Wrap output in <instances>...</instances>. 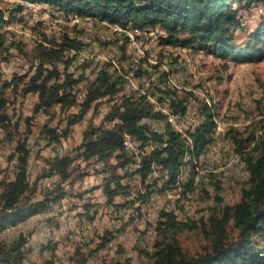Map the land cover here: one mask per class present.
<instances>
[{
    "label": "rangeland",
    "instance_id": "1",
    "mask_svg": "<svg viewBox=\"0 0 264 264\" xmlns=\"http://www.w3.org/2000/svg\"><path fill=\"white\" fill-rule=\"evenodd\" d=\"M17 3L21 2L0 0V11L5 14V19H8L1 27L2 31L6 30L7 39L6 43L0 46V86L5 81L12 82V85L5 88L3 94L6 99L5 112L9 118L4 122L5 125L0 124V194L3 182L15 175L16 160L10 159V156L15 152L19 142L27 140L30 147L29 173L33 180L44 171V168L47 167V160L56 153L78 155L84 139V131L89 127L108 125L106 127L112 128L115 126L114 121L107 118V115L111 112V107L113 108L114 104L118 106L121 101L112 103L108 108L109 113L100 108L101 102H96L97 105L88 108L81 120L70 124L69 121L82 107V93L79 94L80 101L71 107L55 104L48 111L36 110L38 93H25L24 87L39 65V56L42 53L41 45L50 47L63 41L70 44L71 39L81 40L86 47L81 55L83 56L90 54L92 44H97V53L106 54L107 50L129 43L124 34L116 32L110 26L96 19L83 17L79 19V22H72L71 17L56 15L45 8L27 10L21 3L23 8L19 10L16 8ZM242 3L236 2L233 5L239 7L240 14V25L231 28V31L235 33L232 43L236 44L237 52L245 49L248 42L253 41L252 33L264 20V1L254 2L253 7L262 4L259 6V11L243 9L242 6L245 2ZM111 38L114 39L112 43ZM138 44L145 47L147 58L151 57L156 60L153 65H166L168 70H163L165 71L164 77L170 74L181 85L205 89L218 109L215 108L217 115H221V117L223 115L222 118L228 122L225 137L227 144L225 143L223 147L228 145L229 149L221 150L224 158H221L217 165L218 173L206 180L207 183L202 185L205 186L204 189L201 187L194 198H189L187 192L192 190L190 188L194 189L193 183L191 185L189 182L186 187L180 189V192L173 190L167 184H161L163 179L158 176L151 178V185L145 184V181L142 180L133 184H124L122 170L119 169L120 173L113 175L120 177L116 189L121 196L114 198L112 210L113 217L117 221L116 224L102 225L101 232L95 235L96 237H91L87 243V245L91 244L90 246L84 248L85 243L77 240L75 244L78 245L74 246L73 250L62 251L63 247L59 245L62 236H59L54 230L57 222L62 216H66L78 223L79 219L86 215L84 209L90 204L87 202L88 196L85 195L97 187L96 176H90L92 162L76 157L73 164L75 171H88V176L85 178V183H78L74 188L66 187L69 189V196L78 197L79 200L68 197L64 202L54 204L49 214L44 216L43 213H39L17 223H9L0 232V241L5 243L26 239L23 245L24 253L21 258L19 257L20 264H83L86 260H88L86 264H103L105 261L112 262L128 256L132 257L136 264H150L153 259L150 256L151 252L147 251H154L157 241L172 237L179 240L188 254L196 255L212 248L214 235L208 234L212 229L211 215L216 211L221 216L227 204L235 203L241 199L243 187L247 182L245 179L249 174L247 167L233 162L230 144L232 142V146H234L232 138L237 135L239 137L241 133L243 137L248 135L253 137L251 139L253 141L251 145H253L261 133L259 119H261L264 109V53L260 52L259 55L248 60L243 55H234L231 52L224 55L198 49L199 51H195V54L202 56L201 64L191 71L192 65H186L182 60V57H185L184 51L180 50L177 55L170 56L169 47L160 45L158 42L153 44L149 34H147V43L146 36H139ZM92 49L94 50V46ZM125 49H129L128 53L131 55L137 54L135 45L128 46L127 44ZM175 57H179L178 63H176ZM2 62L8 67L7 70L2 67ZM112 67H114L113 64ZM153 68L157 69L158 66ZM68 69L77 71L76 75L82 72L87 74V80L81 86L83 91L88 89L94 78L93 75L98 73L97 69L93 71L89 68L87 73L81 66L77 67L74 64H70ZM113 69L115 70L114 76L123 81L127 78L131 68L129 62L127 63L124 59L120 60L118 68L114 67ZM118 121L116 120V122ZM47 127H54L59 133L67 132V136H63L61 142L48 143L45 138ZM168 131L172 130L168 129ZM213 139L217 140L214 137ZM239 154L244 160L242 154L240 152ZM125 157V155H121L120 158L124 161ZM244 161L246 162V160ZM94 171L99 173L101 169L95 168ZM155 178L157 179L155 180ZM59 179L58 175L41 178L37 187V197H42L41 193L44 187L54 188ZM114 185H117L116 182ZM152 190H155L153 191L155 199L151 201L149 196ZM81 191L84 192V195L79 197L78 193L83 194ZM139 199L144 201L147 199L148 202L142 206V202H138ZM101 205L104 203L96 202L91 205L92 207L88 209L89 218L94 212V207L99 208L98 213H100V208H105V205ZM122 206L121 212L115 210ZM146 206L154 210L156 206L162 207L163 210L160 209L158 215L151 216L147 223L145 222L148 217ZM163 211L173 213L175 219L181 223L173 227L166 225L159 227ZM100 214L101 218L105 217L106 220H109L104 211ZM68 227H70L69 224ZM106 231L114 233V236H111V232L108 233V237L112 238L104 246L107 249L106 255L103 251H94V254L88 251L91 247L92 249L97 248ZM227 232L229 239L238 236L239 230L234 227L233 221L227 225ZM80 245L84 249L78 253ZM88 247L89 249H87Z\"/></svg>",
    "mask_w": 264,
    "mask_h": 264
},
{
    "label": "trees",
    "instance_id": "2",
    "mask_svg": "<svg viewBox=\"0 0 264 264\" xmlns=\"http://www.w3.org/2000/svg\"><path fill=\"white\" fill-rule=\"evenodd\" d=\"M31 1L49 3L67 16L79 14L83 17H96L110 23H118L124 27L158 26L166 28L168 36L160 38V41L163 40L164 45L191 46L190 48L193 47V51L194 49H204L208 53L224 55L231 52L234 55H243L248 60L259 55L260 52L264 53V20L252 33L253 41L248 42L246 48L238 52L236 51V44L232 43L235 33L231 31V28L240 25L239 7L233 6L236 2H245L242 8L253 11L254 2L264 0ZM259 6H262V4H257L256 7ZM16 8L21 10L23 6L21 3H17ZM7 20L5 19V14L0 11V46L6 43V30L2 31L1 27ZM195 44L198 45L195 46ZM41 46L42 53L39 56V65L35 73L27 81L24 92L38 93L37 111H48L55 104H59L62 107L73 106L78 102V85L83 79H87V74L82 72L78 77H75L77 71H70L68 66L78 60L79 55L84 50L82 48L83 42L71 39L70 44L63 41L50 47L44 44ZM80 48L81 53L78 51ZM67 49L69 51H66ZM243 50L245 51L243 52ZM86 58H89V56ZM108 62H110V59L103 63L85 60L80 65L85 71L88 68L93 71L97 69L98 73L93 75L95 77L86 91L82 107L69 121L70 124L81 120L87 113L88 108L98 98L107 95L112 96L117 91L119 92V82L121 80L119 77H114L115 70L113 68H118L120 62ZM58 64L65 65L64 73L66 74L64 76H61ZM112 64L114 67H112ZM142 72V69H140L139 73ZM129 73L130 71L127 77H129ZM14 79L16 80L17 78L15 77ZM9 85H12V82L5 81L0 86V124H4L9 118L5 112L6 99L3 95L5 88ZM154 103L153 101H146V98L140 100L124 98L121 105L114 106L107 115L109 119H119L118 122H115L114 127H89L84 131V139L78 155L56 153L47 160V167L44 168V171L33 180L29 173L30 147L27 140L19 142L15 152L10 156V159L16 160L15 175L13 178L3 182V189L0 194V232L9 223H17L37 213L51 212L50 209L53 205L61 202L69 194V189L66 186L73 188L78 181L88 175V171H75L73 164L76 157L92 162L91 170L93 167L109 172V175L105 176L104 179V191L107 194L108 202H112L118 193L116 187L120 181L119 176L114 177L113 175L119 174L117 168L123 163L126 165L127 159H129L122 145L123 134L127 131L137 135L139 138H145L147 125H144L142 120L157 116L153 112ZM204 108L207 116L206 120L192 133L196 154H200L208 143H212L215 140L213 139L214 123L211 120L214 106L207 105ZM259 122L261 124V133L258 135L257 140L255 139L253 145H251L253 137L251 138L250 135L243 137V134L238 130L237 132L240 133L239 137L237 135L232 138L235 149L246 160L245 163L247 164L249 175L245 179L247 182L243 187L241 199L235 203L227 204L221 216L216 211L211 215L212 229L208 234L212 233L214 235L212 248L196 255H190L184 250L176 237L164 239L155 243L154 251L150 253L153 259L150 264H264V109ZM56 130L54 127L45 129V138L48 143L61 142L62 137L67 136V132L59 133ZM118 151L120 152L118 153ZM185 151L184 138L179 136L174 130L169 131L167 145L152 150L151 156H144L142 165L139 168V171L143 172V181L147 178V171L151 170L153 160L161 165V170L165 169V178H162V182L167 185L172 184L180 172V160L183 162L182 157ZM121 155H125L128 158L122 161ZM111 159L114 162H110ZM54 175H58L60 178L56 186L54 188L44 187L41 193L42 197H37L39 180ZM153 177L157 176H152L151 178ZM115 182L116 186L114 185ZM190 184L192 185L191 182ZM112 185H114V188L111 187ZM153 191L155 190H152L151 194ZM89 203L87 207L94 204L92 202ZM163 216L159 227L163 225L173 227L181 223L175 219L173 213L164 212ZM231 221H233L234 227L239 232L236 238L229 239L227 225ZM110 232H105L102 236V241L96 249L91 247L88 251L94 254V251H98L107 245L112 238L108 237V233L114 236V233ZM25 240L22 238L20 241L12 243L0 241V264H20L21 260L19 257L21 258L24 253L23 245ZM83 249L80 246L77 252L79 253ZM147 252L149 253V251ZM87 262L88 260L84 261L83 264ZM103 264L136 263L132 257L128 256L112 262L105 261Z\"/></svg>",
    "mask_w": 264,
    "mask_h": 264
},
{
    "label": "bare ground",
    "instance_id": "3",
    "mask_svg": "<svg viewBox=\"0 0 264 264\" xmlns=\"http://www.w3.org/2000/svg\"><path fill=\"white\" fill-rule=\"evenodd\" d=\"M31 1V0H28ZM35 2V1H33ZM262 8V7H261ZM260 7H256L255 10L259 11ZM28 10V9H27ZM254 10V12H255ZM83 18V17H79ZM85 18H94L87 16ZM98 20V19H96ZM103 24H106L119 32L120 34H124L126 37V41H129L128 46L135 45L137 54L131 55L129 49H125L126 43L121 45V47L114 48L112 50H107L106 54L99 52L98 60L99 63H103L106 60L110 59L112 56L113 61L119 63L120 60L129 62L131 67L129 77L123 79V81L119 82V92L117 93V100L118 101H111V104L107 100V96L100 97L99 99L95 100V103L92 104L91 107H95L97 104L96 102H101L103 108L106 112H110L108 108L115 102H122L124 98H131L134 100H140L146 98V101H153V112L157 114V116L149 117L145 119V124L147 125L145 131V138L137 137V147L140 150H146L147 152H151L154 149H158L159 147H165L167 145L169 139V131L168 129L174 130V126L172 124L171 116H176L177 120V127L180 133L185 135L184 143L186 147V151L183 154L182 160L184 164L185 176L189 181L182 182L181 172L178 173L176 176L175 181L169 185L175 191L180 192L182 187H186V185L191 182L194 184V189L187 192V196L189 198H194L196 193L199 192L201 187H205L207 182L206 180L210 178L212 175H216L218 173V167L220 163V159H212L210 161V155H212V149H220V152L223 148H228L229 146L223 147L227 140H219L217 139V128L220 132H226L228 129V122H226L221 115L218 116L215 112V105L205 89L196 88V87H187L185 85H181L179 82L175 81L170 74L164 77L165 71L164 69L168 70L166 65H153L155 64L156 60L146 56V49L145 47H141L138 42H131L129 38V34L127 32L133 33H141L142 28H135V27H124L118 23H110L106 20H98ZM152 27V26H147ZM127 28V32L125 31ZM168 36V31L166 29L163 32H155L149 33V38L152 37L153 44L159 43L163 45L160 41V38H164ZM108 45V44H107ZM106 45V46H107ZM147 46V45H146ZM169 47L171 51L169 55L172 54L177 55L178 51L182 50L185 52V57H182V60L185 62L186 65H195L197 63L198 55L195 54V51L192 48H182V45H166ZM148 47V46H147ZM85 50V49H84ZM83 50V51H84ZM200 53V52H198ZM83 52L79 55L78 60L74 61L73 64L79 67L83 62H85L84 58L88 57V55H83ZM125 64V63H124ZM154 66H158L157 69L153 68ZM60 70H65L64 64H58ZM142 69V73H139V70ZM82 70V69H81ZM80 70V71H81ZM88 69L86 72L88 73ZM64 76V74H61ZM211 94V93H210ZM145 100V99H144ZM120 102V105H121ZM218 103V102H217ZM96 104V105H95ZM116 104H114L115 106ZM188 105L192 107L196 113H192L189 109ZM214 106L212 109L211 120L214 123V137L217 140H214L212 143H208L206 147L200 152V154H196L194 150V144L192 139V127H194V132L196 129L202 125L203 122L206 120V113L204 111V107L206 106ZM217 105V104H216ZM217 109V108H216ZM101 110V109H100ZM102 110V111H103ZM112 110V107H111ZM218 110V109H217ZM100 113V112H99ZM169 113V114H166ZM221 114V113H219ZM210 115V114H209ZM106 117V116H104ZM117 119V118H116ZM158 128H157V127ZM131 134V133H130ZM133 135V134H131ZM123 149L126 153L125 159H127L126 167L122 170L124 184H133L136 181H143V172L139 171V168L142 165V161L144 156H140L139 160H137V168L136 166V159H138V149H134V146L129 143V140L122 139ZM231 146V153L233 157V162L239 165H243L242 167H247L245 161H243L240 157L239 152ZM230 153V152H229ZM208 161V162H205ZM156 165V170H161V165L158 164L156 161L154 162ZM131 168H135V174L133 173ZM195 168V169H194ZM152 170V166H151ZM152 177V176H151ZM147 180V178H146ZM145 183V182H144ZM161 184H164L162 182ZM204 189V188H203ZM155 199V194H151V201ZM148 202V201H147ZM145 203H142V206ZM145 209H148L147 215L148 217L145 219L147 223L151 216L158 215L163 210L162 207H157L156 209L148 208L147 206ZM144 210V208H143ZM164 212V211H163ZM50 212L43 213L45 216ZM123 214V212H122ZM48 217V216H47ZM141 240V239H140Z\"/></svg>",
    "mask_w": 264,
    "mask_h": 264
},
{
    "label": "crops",
    "instance_id": "4",
    "mask_svg": "<svg viewBox=\"0 0 264 264\" xmlns=\"http://www.w3.org/2000/svg\"><path fill=\"white\" fill-rule=\"evenodd\" d=\"M194 51L197 52L199 50L194 49ZM175 59H176V63H178V61L180 60L179 57H175ZM3 64H4V62H2V67L4 68V70H7L8 67H6V65H3ZM82 83L83 82H81L80 85H78V88H80V89L78 90V88H77V91H78V97L77 98H79V94L82 93L81 98L83 100V98L85 97L87 89L85 91H83V89H81ZM79 99H78V101H80ZM106 126H108V125H104L103 127H106ZM112 161L113 160L111 159L110 162H112ZM94 169L95 168L92 167V170H91L92 173H90V176L91 177L96 176L95 180L97 181L96 182L97 187H95L93 190L87 192V194L85 196H88L87 202H92V203L102 202V203H104L105 206L104 205H101V206H104L105 208H100V213H102L104 211L105 216L109 220H106L105 217L101 218V216H100L101 214L98 213V209H99L98 207H94L95 208L94 212H93L92 216H90L91 218H89L90 214H89L88 209H90L92 206H89V207L86 206V209H84V212L86 215H84V217L80 218L78 223L74 220L72 221L70 218H66V216H62L59 219L60 221L57 222L56 227L54 228V230L59 234V236H62L61 237L62 241L59 244L60 246L63 247L62 251L73 250L74 246L78 245L77 243L75 244V242L77 240H81L83 243H85L83 245L84 248H86V246H90L91 244L87 245V243H89V241L91 240V237L98 235V233L101 232V228H102L101 226L102 225H106V224L112 225V224H116V222H117L116 219H114L113 214H112L114 200L112 202H108L107 194L104 191V188H105L104 179H105V176L109 175L108 174L109 172H106L105 170H103V171L98 173V172H95ZM119 169L120 168H117V171L120 173ZM87 176H85L82 180L78 181L76 184L85 183L86 182L85 178ZM76 184L74 185V187L76 186ZM112 184H113V182H112ZM87 185H85V186H87ZM85 186H82V188H85ZM111 187L114 188V185H112ZM88 188H90V187H88ZM81 192H83V191H81ZM98 192H100V193H98ZM78 194H79L78 196L81 197L82 195H84V192H83V194L82 193H78ZM117 196H121V194L117 193V195L115 197H117ZM68 197L73 198L75 200L80 199V198L75 197V196L73 197L72 195L69 196V194H68L65 198H63L62 201L64 202V200L68 199ZM84 200H86V199H84ZM61 202H59V203H61ZM128 204H132V203H128ZM63 208H65V207H63ZM65 213L67 214L68 212L66 211ZM37 214H39V213H37ZM68 224L70 225V227H68ZM109 227H112V226H109ZM64 243H65V245H64ZM87 249H89V247ZM98 251H103L105 255L107 253V249H105V247L101 248ZM149 252H152V251H149Z\"/></svg>",
    "mask_w": 264,
    "mask_h": 264
},
{
    "label": "built area",
    "instance_id": "5",
    "mask_svg": "<svg viewBox=\"0 0 264 264\" xmlns=\"http://www.w3.org/2000/svg\"><path fill=\"white\" fill-rule=\"evenodd\" d=\"M15 1L21 2L23 4V6H24V9L37 10V9L45 8V9H47V11H52L56 15L60 14L61 16L71 17L72 22H79V17H83L82 15H79V14H72V15H68L67 16L63 12L59 11L57 8H55L54 6H52L49 3L33 2V1H28V0H15ZM252 9H256V7H253ZM93 19H98V18L95 17ZM98 20H100V19H98ZM164 29H166V28H160L158 26H154V27H145L144 29H142L141 33L127 32V28H125V31L129 34V38H130L131 42H138V37L139 36H146V43H147V34L155 33V32H163ZM112 40H114V39L111 38V43H112ZM161 43L163 44V40L161 41ZM172 45L174 46V44H172ZM93 46H94V50L92 49ZM180 47H182V48H190L191 46H184L183 45V46H180ZM82 48H86V47H84V45H83ZM66 51H69V49H67ZM78 51L81 53V48L78 49ZM70 57H71V55H70ZM84 60H88V62H100L98 60L97 44H92L90 46L89 58H84ZM201 60H202V56L198 55L197 64L196 65H192L191 71H193V69H196L201 64ZM111 62H113L112 56H110V62H108V63H111ZM59 72H60V74H66V73H64V70H59ZM75 77H78V75H76ZM85 80H87V79H83L81 82H84ZM117 93H118V91L112 96L111 95H107V100L109 101L110 104H111V101H118L117 100ZM188 107H189V109L191 110L192 113H196V111L193 110L190 105H188ZM166 114H169V113H166ZM145 119H148V118H144L142 120L143 124H145ZM171 119H172V124L174 126L175 132L178 133L179 136L183 137L184 140H186L185 139V135L183 133H180V131H179L178 127H177L176 116H171ZM116 120H119V119H113L112 121H114V123H115ZM192 131L194 133V127H192ZM226 133L227 132L218 131V128H217V137L216 138L219 139V140H224L225 137H226ZM123 138H125V140H129V143L134 146V149H138V159H136L135 168H137V160H139L140 156H147V157L151 156V154H152L151 152H147L146 150H140L139 147H137V135H131L129 132L125 131L124 134H123ZM221 158H224L223 152H220V149H212V155H210V161L212 159H221ZM205 162H208V161H205ZM124 167H126V165L123 163L121 165L120 170H123ZM135 168H131L134 174H135ZM179 171L181 172L182 182L189 181L187 179V177L185 176L184 164H183V162L181 160H180V165H179ZM151 176H158V178H165V169L156 170V165H155L153 160H152V170H148L147 171V180H145V184L151 185ZM143 201H144L143 199H139L138 200L139 203L140 202L146 203L147 199L144 202ZM121 209H123V206L119 207V208H117L115 210H118V211L121 212Z\"/></svg>",
    "mask_w": 264,
    "mask_h": 264
}]
</instances>
